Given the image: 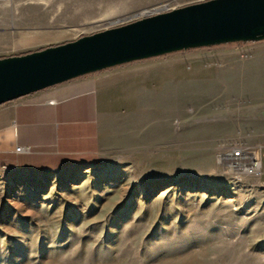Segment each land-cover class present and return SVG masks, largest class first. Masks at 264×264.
Instances as JSON below:
<instances>
[{
    "label": "rangeland",
    "instance_id": "374dc122",
    "mask_svg": "<svg viewBox=\"0 0 264 264\" xmlns=\"http://www.w3.org/2000/svg\"><path fill=\"white\" fill-rule=\"evenodd\" d=\"M23 1L34 44L4 58L206 0ZM87 76L126 121L112 133L140 148L64 172L0 170V264H264V37ZM235 146L257 171L227 169L219 155Z\"/></svg>",
    "mask_w": 264,
    "mask_h": 264
},
{
    "label": "crops",
    "instance_id": "0c3cea01",
    "mask_svg": "<svg viewBox=\"0 0 264 264\" xmlns=\"http://www.w3.org/2000/svg\"><path fill=\"white\" fill-rule=\"evenodd\" d=\"M30 9L23 0H0V54L34 44L26 31ZM97 85L89 76L77 78L0 105V170L64 172L139 149L132 136L112 133L114 126L125 129L126 121Z\"/></svg>",
    "mask_w": 264,
    "mask_h": 264
},
{
    "label": "water",
    "instance_id": "95a60500",
    "mask_svg": "<svg viewBox=\"0 0 264 264\" xmlns=\"http://www.w3.org/2000/svg\"><path fill=\"white\" fill-rule=\"evenodd\" d=\"M264 37V0H206L0 59V105L123 62Z\"/></svg>",
    "mask_w": 264,
    "mask_h": 264
},
{
    "label": "built area",
    "instance_id": "2783aa9c",
    "mask_svg": "<svg viewBox=\"0 0 264 264\" xmlns=\"http://www.w3.org/2000/svg\"><path fill=\"white\" fill-rule=\"evenodd\" d=\"M23 150L22 147H16V152ZM219 159L225 163L230 171L254 172L260 166L257 154L241 146L231 147L225 154H220Z\"/></svg>",
    "mask_w": 264,
    "mask_h": 264
},
{
    "label": "trees",
    "instance_id": "16d2710c",
    "mask_svg": "<svg viewBox=\"0 0 264 264\" xmlns=\"http://www.w3.org/2000/svg\"><path fill=\"white\" fill-rule=\"evenodd\" d=\"M29 52H30V51H29ZM29 52H25V53H23V54H26V53H29ZM18 55H20V54H18ZM1 58H4V57H3V56H0V59H1Z\"/></svg>",
    "mask_w": 264,
    "mask_h": 264
},
{
    "label": "bare ground",
    "instance_id": "6f19581e",
    "mask_svg": "<svg viewBox=\"0 0 264 264\" xmlns=\"http://www.w3.org/2000/svg\"><path fill=\"white\" fill-rule=\"evenodd\" d=\"M258 167V166H257Z\"/></svg>",
    "mask_w": 264,
    "mask_h": 264
}]
</instances>
